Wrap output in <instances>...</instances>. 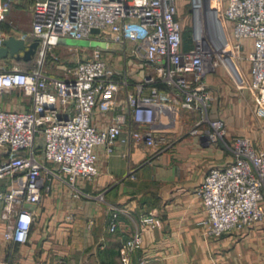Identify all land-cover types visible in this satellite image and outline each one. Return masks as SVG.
Instances as JSON below:
<instances>
[{
	"label": "built area",
	"instance_id": "1",
	"mask_svg": "<svg viewBox=\"0 0 264 264\" xmlns=\"http://www.w3.org/2000/svg\"><path fill=\"white\" fill-rule=\"evenodd\" d=\"M29 2L32 25L20 36L39 38L40 55L53 49L60 35L88 38L98 34L107 39L108 46H92L89 56L65 66L62 75L49 73L41 64L0 69V96L20 88L32 97L27 109L0 107V216L9 241L28 240L35 220L33 205L41 201L54 179L68 183L72 194L78 195L77 177L91 179L98 172L96 145L111 152L125 131L121 140H141L154 146L163 139L155 130L178 120L183 107L199 115L190 133L202 132L210 142L223 140L232 154L227 163L211 166L195 190L207 212L202 220L206 233L218 237L264 220V147L254 146L247 134L228 138L225 120L207 117L213 93L205 79L218 62L232 69L228 58L237 67L242 40L249 38V75L238 73L234 78L252 90L255 112L264 116V0H191L193 44L187 48L182 45L184 24L178 17L177 0ZM14 3L0 0V20L8 19ZM211 9L222 24V43ZM132 25L140 30L132 57L140 67L153 68L155 73H144L129 87L126 74L115 77L108 71L109 59L104 53L110 41L125 45ZM93 27L99 32H93ZM7 36L0 33V44ZM122 55L125 47L120 48ZM120 88L124 89V102L109 123L95 125L91 114L97 100H112ZM204 121L209 129L202 126ZM129 176L134 177L132 171ZM122 212V207L110 205L109 228L115 229ZM160 221L152 210L140 215L119 249L121 264H129L131 252L141 245L144 226ZM0 264L11 263L0 258Z\"/></svg>",
	"mask_w": 264,
	"mask_h": 264
},
{
	"label": "crops",
	"instance_id": "2",
	"mask_svg": "<svg viewBox=\"0 0 264 264\" xmlns=\"http://www.w3.org/2000/svg\"><path fill=\"white\" fill-rule=\"evenodd\" d=\"M8 15L7 20H0V33L4 31L8 35L14 33L20 36L31 28L29 0H15ZM33 39L31 37L26 41ZM57 45L61 46L58 42ZM251 46V40L243 38L239 65L244 66L241 69L246 76L249 75L248 51ZM63 47L71 48L67 45ZM116 48L105 50L104 54L109 59L108 71L119 77L118 72L124 70L128 74L129 87H132L143 77L147 66L140 67L130 62L118 66L115 57H120V50L115 51ZM35 54L27 60L12 55L0 57V68L11 61L13 66L36 67L38 64L27 63ZM82 57L87 56L77 58ZM229 65L234 70V65ZM65 66L67 64H62L58 74L44 69L51 74L62 75ZM227 72L220 62L205 75L213 93L209 109H213L216 95L220 93L227 97L231 93L229 102L223 99L225 103L217 111V116L226 121L230 134L247 133L254 146L262 148L264 123L250 122L238 130L231 116H226L230 110L235 113L240 111L239 102L247 91L252 100L253 115L264 117L255 112L252 90L247 85L237 84L235 75L230 72L228 76ZM123 102V88L112 100L98 99L91 114L92 122L97 126L106 125ZM31 103L32 97L20 88H12L0 96V107L8 110L27 109ZM187 111L190 110L180 108L178 120L155 130L163 139L154 146L145 145L141 140H121L126 137L125 131H122L111 152L104 151L102 145H96L98 172L91 179L77 177L75 183L80 190L77 196L72 194L71 185L54 179L51 188L44 191L41 201L33 205L35 220L26 242L9 241L4 234L5 221L0 216V258L11 264H121L119 249L123 240L135 229L140 215L152 210L161 221L144 226L141 245L131 252L129 264H138L142 259L144 264H264V220L224 232L218 237L206 233L202 220L207 212L195 190L211 166L227 163L232 154L191 135L187 130L181 132L180 123ZM175 131L181 134L170 140L176 135ZM129 171L134 177L129 176ZM110 205L124 209L119 214L115 229L108 225Z\"/></svg>",
	"mask_w": 264,
	"mask_h": 264
},
{
	"label": "rangeland",
	"instance_id": "3",
	"mask_svg": "<svg viewBox=\"0 0 264 264\" xmlns=\"http://www.w3.org/2000/svg\"><path fill=\"white\" fill-rule=\"evenodd\" d=\"M177 9H178V17L179 19H181L182 23L184 24L183 30H182V45L183 47L187 48V47H191L193 44V40H192V24L190 21V17H191V13H192V9H191V0H177ZM10 25V24H9ZM131 36L128 37V39L126 40L125 45L119 44L116 45L115 42H109V48L110 47H118L115 49V51H119L121 47H125V56H118L115 57L116 58V64L118 66L120 65H124V63H129L132 65L135 64H139V61L132 57V50L135 48L136 45V38L137 36L140 34V30L138 27H136L135 25L131 27ZM77 40H81L82 42H77ZM107 39L102 36V35H92L89 36L88 38H75V37H70V36H66V35H60L57 38V42L59 45L61 46H54L53 49L48 50L45 52L44 55H40L39 52H37L34 56V58L32 60H30V62L27 61V63H30L32 65L35 64H41L42 67H44L45 69H47L48 71L58 74L61 72L62 69V64L64 65H68L69 63L73 62V60H75V58L77 57H81V56H89V54L91 53V49L92 46H99L101 48H105L107 45ZM67 45V46H71V48H64L63 46ZM241 54V51H240ZM126 59V60H125ZM39 60H42V62H40ZM22 61V60H21ZM25 62V61H23ZM26 63V64H27ZM220 62H218L216 65L213 66V68H215L217 65H219ZM246 63V62H245ZM25 64V63H23ZM13 61L11 62H7L5 64L4 67H1L0 69L6 68V69H10L13 67ZM241 67L244 68V66L242 64H238V66L234 67L235 70L229 69L228 70V76L229 74L231 75V73L233 75H239L243 74ZM212 68V70H213ZM146 71H144L145 73H155L153 68L147 67L145 69ZM231 72V73H230ZM119 76L120 74H126L124 70H120V72H118ZM133 74V73H132ZM135 75V73L133 74ZM209 85V84H208ZM210 86V85H209ZM211 88V86H210ZM244 95H242L241 98V102H239L240 104V111L238 112H234L228 111L226 116H228L234 123L235 126H237L238 130H241V128L243 129L244 127H246L247 124H249L250 122H257L258 125H260L261 123H264V117L261 118H257L255 115H253V111H252V100L250 98V95L247 91H245V93H243ZM229 96H232V94L230 93L227 97L223 96V94H218L215 97V104L213 109H209L207 110V117L208 118H215V116H217V111L219 110V108L221 109V107L224 105V101L223 99L226 98V101H230L229 100ZM228 99V100H227ZM223 108V107H222ZM182 120L180 123L181 129L183 132L184 130H187L188 133L190 127L193 126V124L195 123V121L199 118V115L196 111L194 110H190L189 112L187 111L186 115L182 116ZM236 118V119H235ZM226 122V121H225ZM202 126H204V128L209 129V127H207V121H204L202 123ZM177 132L176 135L172 136L170 138V140H174L176 139L175 137L179 134H181L179 131H175ZM226 132H227V137L230 138L231 136L235 135V134H242V135H246L242 132H233L230 134V132L228 131L227 128V124H226ZM191 135H196L199 138L201 137L203 140L208 141L206 138L203 137V133H190ZM248 135V134H247ZM263 138H264V134H262ZM167 142V141H166ZM210 142V141H208ZM214 143L215 146H219L223 149V151H225L226 153H230L228 147H226V144L223 140H217L215 142H211ZM249 224V225H253Z\"/></svg>",
	"mask_w": 264,
	"mask_h": 264
},
{
	"label": "water",
	"instance_id": "4",
	"mask_svg": "<svg viewBox=\"0 0 264 264\" xmlns=\"http://www.w3.org/2000/svg\"><path fill=\"white\" fill-rule=\"evenodd\" d=\"M210 17L215 26V30L218 33L219 43H222L224 40V32L222 28V24L220 23L219 18L216 15L215 9L210 10ZM93 32H99L98 27L92 28ZM77 42H82L81 40H77ZM39 44V38H34L32 41L27 42L21 36H17L14 33H10L7 37H5L0 44V57H6L8 55H12L16 58H23L27 60L31 58L37 51Z\"/></svg>",
	"mask_w": 264,
	"mask_h": 264
},
{
	"label": "trees",
	"instance_id": "5",
	"mask_svg": "<svg viewBox=\"0 0 264 264\" xmlns=\"http://www.w3.org/2000/svg\"><path fill=\"white\" fill-rule=\"evenodd\" d=\"M157 84H158V86L161 87V88H166V87H164V85H163L162 83H160V82H158Z\"/></svg>",
	"mask_w": 264,
	"mask_h": 264
},
{
	"label": "bare ground",
	"instance_id": "6",
	"mask_svg": "<svg viewBox=\"0 0 264 264\" xmlns=\"http://www.w3.org/2000/svg\"><path fill=\"white\" fill-rule=\"evenodd\" d=\"M226 61H227V63H229V64H231L232 63V61L228 58V59H226Z\"/></svg>",
	"mask_w": 264,
	"mask_h": 264
}]
</instances>
